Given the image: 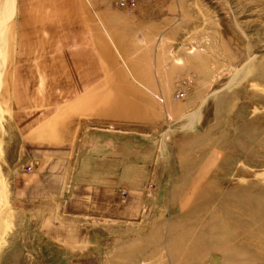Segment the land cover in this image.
I'll list each match as a JSON object with an SVG mask.
<instances>
[{
    "label": "rangeland",
    "instance_id": "obj_1",
    "mask_svg": "<svg viewBox=\"0 0 264 264\" xmlns=\"http://www.w3.org/2000/svg\"><path fill=\"white\" fill-rule=\"evenodd\" d=\"M37 1L46 2L0 0V220L4 171L28 167L13 122L27 81L15 76L28 73L17 61L42 55L29 50L42 41L37 33L31 45L21 34L31 33L25 14ZM118 1L59 0L72 3V14L81 12V27L42 20L38 28L86 33L87 46L101 36L108 93L149 97L138 104L150 122L149 143L156 140L153 170L167 179L151 185L167 209L156 215L166 227V237L157 230V249L162 242L170 248L164 255L171 264H264V0H136L133 12ZM122 77L130 83L125 90ZM31 84L43 85L40 78ZM13 233L0 221V264H26L19 233Z\"/></svg>",
    "mask_w": 264,
    "mask_h": 264
},
{
    "label": "crops",
    "instance_id": "obj_2",
    "mask_svg": "<svg viewBox=\"0 0 264 264\" xmlns=\"http://www.w3.org/2000/svg\"><path fill=\"white\" fill-rule=\"evenodd\" d=\"M71 5L37 1L32 14H25L24 7L21 14L26 22L81 27L79 6L80 16L70 12ZM48 27L36 35L41 48L38 42L28 46L31 54L42 55L17 61L28 73L15 76L24 78L27 87L17 95L23 104L13 115L14 130L24 163L35 166L30 173L28 167L4 171L7 200L1 223L10 234L19 233L16 244L23 248L26 264H171L165 256L170 248L167 252L164 242L159 249L156 244L157 230L166 237L165 224L156 215L167 209L159 205L160 189L151 185L167 179L153 170L156 140L149 143L150 122L138 104L149 97L137 91L108 93L107 43L101 36L87 46L86 33H54ZM21 34L31 45L33 33ZM58 42L67 51L57 52ZM70 43L77 51L68 50ZM38 77L42 88H32ZM129 84L123 78L119 86L125 90ZM157 250L165 255L157 257Z\"/></svg>",
    "mask_w": 264,
    "mask_h": 264
},
{
    "label": "bare ground",
    "instance_id": "obj_3",
    "mask_svg": "<svg viewBox=\"0 0 264 264\" xmlns=\"http://www.w3.org/2000/svg\"><path fill=\"white\" fill-rule=\"evenodd\" d=\"M25 13V12H24ZM42 21L41 20H38V19H35V20H33L32 22H27V23H30V29H31V33H40V30H42V31H44V30H46V27H45V25L40 29V28H38V25L39 24H43V22L41 23ZM26 24V23H25ZM23 28L25 29V26H23ZM69 28V27H68ZM29 29V28H28ZM38 43H37V45H39V48H41L40 46H41V44H42V41H37ZM36 45V46H37ZM4 46V45H3ZM3 46H0V73L2 72V69H3V62H2V56H1V52L3 51ZM2 74V73H1Z\"/></svg>",
    "mask_w": 264,
    "mask_h": 264
},
{
    "label": "built area",
    "instance_id": "obj_4",
    "mask_svg": "<svg viewBox=\"0 0 264 264\" xmlns=\"http://www.w3.org/2000/svg\"><path fill=\"white\" fill-rule=\"evenodd\" d=\"M132 1H133L134 6L131 3ZM135 2H136V0H119L118 1V7L123 9V10L133 12L136 8ZM124 194H126V191L124 192Z\"/></svg>",
    "mask_w": 264,
    "mask_h": 264
}]
</instances>
